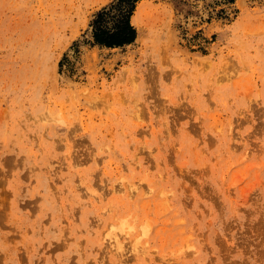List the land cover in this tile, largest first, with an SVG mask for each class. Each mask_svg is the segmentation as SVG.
Wrapping results in <instances>:
<instances>
[{
	"label": "rangeland",
	"instance_id": "rangeland-1",
	"mask_svg": "<svg viewBox=\"0 0 264 264\" xmlns=\"http://www.w3.org/2000/svg\"><path fill=\"white\" fill-rule=\"evenodd\" d=\"M109 1L0 0V264H264V0Z\"/></svg>",
	"mask_w": 264,
	"mask_h": 264
},
{
	"label": "trees",
	"instance_id": "trees-1",
	"mask_svg": "<svg viewBox=\"0 0 264 264\" xmlns=\"http://www.w3.org/2000/svg\"><path fill=\"white\" fill-rule=\"evenodd\" d=\"M138 1L110 0L94 12L89 22L91 42L99 46L115 47L130 43L134 37L136 39L137 32L130 18Z\"/></svg>",
	"mask_w": 264,
	"mask_h": 264
},
{
	"label": "bare ground",
	"instance_id": "bare-ground-1",
	"mask_svg": "<svg viewBox=\"0 0 264 264\" xmlns=\"http://www.w3.org/2000/svg\"><path fill=\"white\" fill-rule=\"evenodd\" d=\"M143 5H144V2H140L137 6H136V8H135V11H134V13H133V15L131 16V23L135 26V27H137V31H138V35H137V38H139V36H140V34H141V32H142V29H143V21H142V10H143ZM136 38V39H137ZM130 225H132V224H130ZM130 225H128L127 227H126V229L127 230H129V232H131L130 230H131V228L133 229L134 228V224L132 225V227L130 226ZM130 226V228H128ZM123 227V226H122ZM145 227V226H144ZM119 229V228H118ZM121 229V228H120ZM120 229H119V231H120ZM123 230V232H124V228L122 229ZM134 230V229H133ZM145 230V229H144ZM113 232H115V231H113ZM117 232V231H116ZM115 232V233H116ZM127 232L128 231H126V233H124V234H126L127 236H128V234H127ZM146 232V231H145ZM122 233V232H121ZM131 233H133V232H131ZM131 233H129L130 235H131ZM124 234H123V236H124ZM138 234V232L135 234V235H137ZM111 235H113L112 233H111ZM122 235V234H121ZM133 235H134V233H133ZM134 235V236H135ZM139 236V235H138ZM137 236V237H138ZM116 238V237H115ZM126 238V237H125ZM120 240V239H119ZM114 241H115V244H114ZM114 241H112L113 242V245L114 246H116V243L118 242L116 239L114 240ZM117 241V242H116ZM118 244H120V242L118 243ZM119 245H117L116 246V248L118 247ZM119 249V248H118ZM117 249V250H118Z\"/></svg>",
	"mask_w": 264,
	"mask_h": 264
},
{
	"label": "crops",
	"instance_id": "crops-1",
	"mask_svg": "<svg viewBox=\"0 0 264 264\" xmlns=\"http://www.w3.org/2000/svg\"><path fill=\"white\" fill-rule=\"evenodd\" d=\"M139 3H140V2H139ZM139 3H137V5H138Z\"/></svg>",
	"mask_w": 264,
	"mask_h": 264
}]
</instances>
